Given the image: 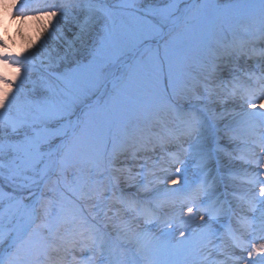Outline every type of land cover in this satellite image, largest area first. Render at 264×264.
Segmentation results:
<instances>
[{
    "label": "snow or ice",
    "instance_id": "snow-or-ice-1",
    "mask_svg": "<svg viewBox=\"0 0 264 264\" xmlns=\"http://www.w3.org/2000/svg\"><path fill=\"white\" fill-rule=\"evenodd\" d=\"M0 5L4 9L0 13V30L6 31V19L16 22L26 18L27 6L20 5L18 0H0ZM128 6L131 7V5ZM45 7L49 10L37 8L36 18L44 17L48 24H52L57 16L65 20L71 17L74 25V30H70L69 37L60 31L59 20H56L49 33V39L66 45L63 55L58 53L54 63L51 58L49 59L51 69L49 75L55 80L66 84L71 83L75 73L82 68H91L95 64L98 51L107 47L109 43L119 42L122 45V51L131 53L133 62L129 63L121 57H115L96 67L91 74L90 88L80 100L87 106L85 118L83 120L78 118L75 124L60 123L70 113L66 112L62 100L53 99L47 95L28 101L30 110L13 116L12 109L17 104L22 85L28 76L24 75L20 83L16 84L17 76L10 78L0 70V158H7L6 162L0 159V169L8 170L6 177L8 179L22 177L19 186L22 189H29V197L32 198V202L27 205H23V199L20 200L23 207L27 209V214L26 218L17 219L15 224L5 225L3 215L0 214V264H63V259L76 248L90 253L84 264H144L138 257L145 248L143 238L150 235L146 229L137 232L138 224L136 228H133L130 222L122 221L119 226H114L115 235H113L106 230L107 225L101 229L89 222L83 213L69 217L66 215L63 200L56 198L58 188L49 189L48 185L50 181L55 185L67 184L68 174L72 173L75 183L80 186L82 198L102 200L106 191L119 184L120 177L111 176L115 161L121 154L128 151H131L132 158L135 159L137 152L148 150L147 140L142 134V129L139 126H133L123 133V140H118L109 128L105 130L103 139L97 143L95 130L87 120L88 115L100 107L99 98L93 100V97L99 93L100 96L109 95L111 98L108 91L109 83L112 84V92L120 95V90L138 72L156 73L159 82L164 61L168 63V85L160 89L159 99L176 113L180 121L178 130H170L169 137L173 141H183L188 144L187 147H183L181 143L180 151L184 157H190L194 161V166L202 173V178L193 187V182H190L187 175L188 168L184 160L180 158L179 153H172V163L180 164L181 167L175 169L173 173L175 178L165 177V180L172 185L181 184L179 188L165 187L162 192L157 190L153 195L150 188L153 180L147 178L150 172L136 174L144 177V183L139 184L131 182L135 180V177L131 175L130 169H116L122 174L128 173L124 176L125 183L137 189L128 197L121 196L117 202L124 205L125 211L133 213L134 219H143L145 224L161 222V212L165 207L171 208L177 203L187 204L186 213L181 209L178 218H166L162 222L172 226L174 219H178L176 226L179 228V234L188 240L194 235L191 225L195 222L196 216L199 217L201 222L197 225L199 232L195 233L197 247L194 251L198 256L196 264L206 261L212 249L224 253L228 246L225 236L231 238L236 247H247L236 236L231 223L232 217H235L242 227H251L253 223H256L258 229L264 232V199H258L255 195L249 199L240 197L247 206V211L259 213L254 220H250L243 214L242 207L239 210L231 206L226 207L227 201H219L218 197H214L213 184L208 182L209 173L205 171L211 162L219 164V153L231 156V153L220 145V139L227 138L229 142L241 139L245 144L249 142V138L241 136L239 131L242 123L247 124V118H260V122L253 125L252 135L256 139L252 142L264 150V102H256L259 96L264 95V49L257 50L255 47L258 40L264 41V0H260L259 3L262 24L257 29L256 36L245 40L233 34L230 41H227L225 37L227 41L225 46L230 49L229 55L234 53L237 58L241 55L248 56L250 59L261 58L256 65L261 74L248 73L249 79H254L258 85L256 88L240 83V78L235 75L233 69H229L228 72L231 79L224 80L223 69L217 64L203 81H198L196 85L186 87L184 90L178 89L171 74L172 61L168 54L171 43L169 37L182 22L186 23V17L195 6L185 7L181 12L177 4H170L158 10L157 22L149 21L151 31L143 38L133 36L118 38L114 34V26L111 23L116 13L102 0H63L58 10L56 5L50 4ZM48 24L45 25V30L48 29ZM161 41H163L164 49L163 58L160 56ZM47 44L46 40L42 47L46 48ZM246 45L251 47L246 48ZM0 48L5 49L0 51V65L4 68L10 64L15 66L16 61L7 51V43L3 41V37H0ZM84 61L87 63L85 64ZM23 71L27 73L29 68L25 67ZM20 72L21 68L16 67L17 75ZM216 80L221 81V84L214 83ZM168 88L171 89L170 94ZM200 88L203 89V95L200 94ZM218 88L219 91H217ZM46 91L55 95V90L50 84ZM237 99L241 101L242 116L245 119L242 122L238 121L236 127L225 123L220 129L219 121L233 114L226 105L229 100L235 104ZM193 100L200 103H191ZM179 101H184L185 106L181 107ZM132 102L137 103L135 100ZM213 103L220 105L219 111L211 107ZM244 105L258 111L249 112ZM103 107H108L107 101ZM52 122H55V126L50 127ZM221 131L224 133L223 137L220 136ZM14 136H22V138L13 139ZM212 141L216 144L214 151L209 150V143ZM243 151L245 149H241L242 153ZM238 158L245 163H256L260 169H264V160H248L243 155ZM144 167L146 166L141 165V168ZM0 175H4V172H0ZM260 175L261 173L250 175L248 183L254 187L258 186L259 197H264V180L259 179ZM54 176L55 180L52 179ZM105 180L109 181L107 186ZM86 188L87 191H85ZM45 189L51 191L53 195L45 196ZM140 192L145 193L143 200L140 199ZM60 195L63 196V193ZM201 197L205 199L201 200ZM119 211V209L116 210L117 214ZM222 215L228 216L229 221L227 224H221L224 231L218 237L213 222L219 223L218 217ZM9 224H11V218H9ZM129 232L136 234L129 236ZM167 235H173V233H167ZM217 238L220 239L218 244L215 242ZM61 253L64 256H61ZM257 254H264V246L252 244L251 250L247 252L248 259L245 264H257V261L253 259ZM232 258L228 255V259ZM235 259L238 260L241 257H235ZM212 264H226V261H212ZM260 264H264V255H261Z\"/></svg>",
    "mask_w": 264,
    "mask_h": 264
},
{
    "label": "rangeland",
    "instance_id": "rangeland-1",
    "mask_svg": "<svg viewBox=\"0 0 264 264\" xmlns=\"http://www.w3.org/2000/svg\"><path fill=\"white\" fill-rule=\"evenodd\" d=\"M102 2L112 7L116 13L111 23L114 26V34L118 38L122 36L141 38L147 36L151 31L149 21L156 23L159 18L158 10L164 9L170 4H177L181 12L185 7L195 6L186 17V23L182 22L169 37L171 43L168 54L172 61L171 74L178 89L184 90L186 87L196 85L198 81H203L204 77L211 72L213 66L217 64L223 69L222 76L224 80L231 79L228 72L229 69H233L235 75L239 76L240 83L252 88L258 87L254 79H249L248 73L261 74L260 69L256 67L261 58L253 57L250 59L245 55L237 58L234 53L229 55L230 49L225 45L227 41L232 39L233 34L243 37L245 40L257 35V29L262 24L259 14L260 0H102ZM128 5H131V7ZM53 26H48L47 30H45V24L34 27L28 24L22 26L20 28L22 38L17 41L18 48L13 49L7 46V51L15 59L16 65L12 66L10 64L7 68L0 65V70L4 71L10 78L17 76L16 84L20 83V79L24 75L28 76V79L22 85L17 104L12 109L13 116L27 113L31 107L28 101L36 100L41 95H47L53 99L62 100L66 112L70 113L60 123L67 124L71 122L75 124L78 118L81 120L85 118L84 114L87 112V106L85 103H81L80 100L84 98V94L90 88L91 74L96 67L115 57H121L129 63L133 62V58L131 53L126 50L122 51V45L119 42L109 43L107 47L98 51L95 64L91 68H82L75 73L71 83L66 84L57 81L49 75L51 71L49 59L51 58L54 63L58 53L63 55V49L66 45L49 39V33L52 31ZM64 27L65 24L59 26L60 31L70 37L71 31H67V28ZM71 30H74V25ZM165 32H167V29H165ZM3 34L4 30H0L1 37ZM225 37H227V41ZM46 40L48 44L45 48L42 45ZM160 43V56L163 58V41ZM250 47L251 45H246V48ZM255 47L257 50L264 49V41L258 40ZM25 50H28V53H25ZM0 51H5V49L0 48ZM84 63L86 64L87 61H84ZM16 67L21 68L19 75L16 73ZM25 67L29 68L27 73L23 71ZM162 68L163 72L159 74V82L156 73L138 72L120 90V95H115L112 92V84L109 83L108 91L111 98L109 95L100 96L99 93L96 97H93V100L99 98L100 107L88 115L87 120L95 130L97 143L103 139L105 130L109 128L118 140H123V133L133 126H139L147 140L146 147L148 150L137 152L135 159L132 158L131 151H128L121 154L115 161V168L111 171V176L120 177L119 184L115 188L106 191L102 200L82 198L80 186L75 183L72 173L68 174L67 184L55 185L50 181L48 188H58L56 198L63 200L66 215L69 217L83 213V216L97 227L104 229V226L107 225L106 230L113 235H115L114 226H119L122 221L130 222L133 228H136L138 224L139 229H137V232L146 229L150 235L143 238L142 242L145 244V248L138 257L143 260L144 264H196L198 256L194 251L197 247L195 233L199 232V228H197V225L201 223L199 217L196 216L195 222L191 225L194 235L188 240H185L179 234V228L176 226L178 219H174L172 226L162 222L166 218H178L181 209L186 213L187 204L177 203L174 207H165L161 212V222L154 221L152 224H145L143 219H134V214L125 211L124 205L117 202L121 196L128 197L135 193L137 189L129 187L125 183L124 176L128 173L122 174L116 169H130L131 175L135 177V180L131 182L139 184L144 183V177L136 174L150 172L151 174L147 178L153 180V184L150 185L153 195L157 190L162 192L165 187L179 188L181 184L172 185L165 180V177L175 178L173 176L175 169L181 167L180 164L172 163V153H179L180 158L184 160L188 168L187 175L190 182H194L197 178V181H199L202 178V173L194 166V161L190 157H184L180 151L181 143H183V147H187L188 144L183 141H173L169 137L170 130H178L180 121L176 113L171 111L167 104L159 99L160 89L166 88L168 85V63L166 61L163 62ZM214 83L221 84V81L216 80ZM49 84L55 90V95L46 91ZM13 88L15 89V85ZM199 91L203 95V89L200 88ZM217 91H219V88ZM168 92L171 93L170 88H168ZM133 100L137 103H133ZM106 101L108 107L104 108L103 105ZM256 102H264V95L259 96ZM88 103H91V101H88ZM179 103L181 107L185 106L184 101H179ZM191 103L199 104L200 101L193 100ZM239 104H241V101H239ZM211 107L217 111L220 109L218 103H213ZM244 108H247V105H244ZM241 111L243 112L241 107L231 111L232 115L219 121V128L222 129L225 123H230L233 127H236L234 121ZM253 111H258V109L249 108V112ZM259 122V117H251L247 118V124L242 123L239 131L241 136L249 138L247 144L241 139L231 142L227 138L220 139V145L225 147L231 153V156L219 153V164L213 161L205 169L209 173L207 176L208 182L213 184L214 197L224 195L221 192L224 190L227 196L225 197L228 199L227 206L232 208L234 206L247 208L240 197L249 199L252 195H255L258 199H264V197H259V187H254L248 183L250 175L255 173H261L259 179L264 180V169H260L256 163H245L244 160L238 158L243 155L248 160H264V150L258 144L252 142L256 139L252 135L253 125ZM52 126H55V122L50 124V127ZM220 136H224L223 131L220 132ZM12 138L19 139L22 136ZM213 144H215L214 141L209 143L210 151H214L216 148V144L214 146ZM212 147H214L213 150ZM241 149H245V151L242 153ZM0 159L7 161L6 157ZM141 165L146 167L141 168ZM240 167L249 170L241 172L238 170ZM0 172H4V175H0V214L3 215V223L11 226L15 224L17 219L26 218L27 209L23 205L30 204L32 198L29 197V189H22L19 186L22 177L8 179L6 178L8 175L7 169H0ZM52 179L55 180L56 177L54 176ZM181 183L183 182L181 181ZM220 183L224 184L227 191L221 188ZM108 184L109 181L105 180V185ZM193 187H195V184H193ZM87 190L86 188L85 191ZM60 193H63V196ZM44 195L52 196L53 193L45 189ZM144 198L145 193L140 192V199L143 200ZM21 199H23V205L20 203ZM200 199L204 200L205 198L201 197ZM117 209L120 210L118 214ZM258 215V212H251L248 219L254 220ZM9 218H11V224H9ZM218 220L219 223L213 222V227L217 230L219 237L220 233L217 225L227 224L229 217L222 215L218 217ZM255 226L256 223H253L250 228L257 230L258 227ZM245 228L248 229V227ZM167 233H173V235H167ZM135 234L133 232L128 233L129 236ZM244 240L243 244L247 247L240 249L247 254L251 250V244H249L251 241ZM215 242L220 243V239L217 238ZM219 254V250L212 249L207 260L202 261L201 264H212L214 258L217 255L220 256ZM89 255L90 253L86 250L82 252L79 248H76L63 259V264H84ZM261 255L264 254H257L253 257L257 264H260ZM61 256H64V254L61 253Z\"/></svg>",
    "mask_w": 264,
    "mask_h": 264
},
{
    "label": "bare ground",
    "instance_id": "bare-ground-1",
    "mask_svg": "<svg viewBox=\"0 0 264 264\" xmlns=\"http://www.w3.org/2000/svg\"><path fill=\"white\" fill-rule=\"evenodd\" d=\"M18 3L20 5H26L27 7L25 8V16L26 18L23 21H12L10 19H6V31L4 30V34H3V41H5L7 43V46H9L10 48L13 49H17L18 48V44L17 41H19V38H22L21 33H20V28L22 26H25L26 24L30 25V26H37V25H43V24H48V21L46 18L44 17H40V18H36L38 16V12H37V8H42L45 11H48L49 9L45 7V5H57L56 6V10L59 9V6L61 5V3H63V0H18ZM4 11L2 5H0V13H2ZM59 20V26L64 25V28H67V31L70 32V30L72 29V22H71V17H69L68 19H61L59 16H57L56 18H54L52 24H48V26H52L55 25V21ZM1 37V36H0ZM25 53H28V50H25ZM230 111H234V109L240 108L241 104H239V100L236 101L235 104H233V102L231 100H229L228 102V106ZM241 110H243L241 108ZM247 110L249 111V108H247ZM245 118L242 116V111L239 112L238 117L235 119L234 121V125L237 124L238 121H243ZM241 166V165H239ZM243 166V165H242ZM241 172H247L249 169L244 168V167H240L238 169ZM240 208V207H239ZM239 208L234 206V209L239 210ZM244 212L243 214L245 216H247L248 218L249 216V211H247V208H243ZM240 227V228H238ZM257 227V225L255 226ZM233 229L235 230V234L236 235H240L242 238L244 239H248L249 241L252 242V244H257L260 246H264V232L260 231L259 232L262 234H260L259 232H257L255 230V232L253 233V231H251V229H247L245 227L240 226L238 223L233 225ZM253 233V235H252ZM227 243V248L225 250L224 253L220 252V256H216V258H214V261H226V264H245L246 260L248 259L247 254H245L244 252H242L240 250L239 247H236L233 242L231 241V238L229 240H226ZM243 242V241H242ZM227 253V255H226ZM228 255H231L233 258L232 259H228ZM235 257H241V259H235Z\"/></svg>",
    "mask_w": 264,
    "mask_h": 264
}]
</instances>
